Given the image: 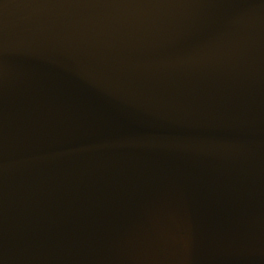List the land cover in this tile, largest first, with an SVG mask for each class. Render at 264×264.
<instances>
[{
	"label": "water",
	"instance_id": "obj_1",
	"mask_svg": "<svg viewBox=\"0 0 264 264\" xmlns=\"http://www.w3.org/2000/svg\"><path fill=\"white\" fill-rule=\"evenodd\" d=\"M0 264H264V0H0Z\"/></svg>",
	"mask_w": 264,
	"mask_h": 264
}]
</instances>
